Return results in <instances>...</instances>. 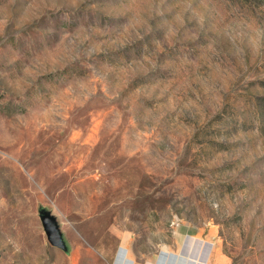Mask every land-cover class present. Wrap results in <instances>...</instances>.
<instances>
[{
    "label": "rangeland",
    "instance_id": "374dc122",
    "mask_svg": "<svg viewBox=\"0 0 264 264\" xmlns=\"http://www.w3.org/2000/svg\"><path fill=\"white\" fill-rule=\"evenodd\" d=\"M201 247L264 264V0H0V264Z\"/></svg>",
    "mask_w": 264,
    "mask_h": 264
},
{
    "label": "water",
    "instance_id": "95a60500",
    "mask_svg": "<svg viewBox=\"0 0 264 264\" xmlns=\"http://www.w3.org/2000/svg\"><path fill=\"white\" fill-rule=\"evenodd\" d=\"M41 226L45 233L46 239L53 247L62 249L64 247L60 233L58 232L55 222L46 214L40 216Z\"/></svg>",
    "mask_w": 264,
    "mask_h": 264
},
{
    "label": "bare ground",
    "instance_id": "6f19581e",
    "mask_svg": "<svg viewBox=\"0 0 264 264\" xmlns=\"http://www.w3.org/2000/svg\"><path fill=\"white\" fill-rule=\"evenodd\" d=\"M187 240H189V242H192L193 243V240L189 237ZM199 247V246H197ZM200 250V253L199 255H197L196 257H193V258H190V259H185L186 261H188L189 263L188 264H206V259H207V256H208V253L211 251V248H207L205 247L203 249V247L199 248ZM190 251V250H189ZM126 253L127 251L125 249H122L119 253V257L117 259V262L115 264H133V261L127 259L126 257ZM190 253V252H189ZM172 255H164V260L163 262L165 263L166 260ZM172 257H177V259L179 258L178 256H172ZM189 257V256H188ZM181 258V257H180ZM176 259V258H175ZM184 260V259H182ZM181 261V260H180ZM185 262V261H184ZM175 263V262H174ZM185 264H187L185 262Z\"/></svg>",
    "mask_w": 264,
    "mask_h": 264
},
{
    "label": "built area",
    "instance_id": "2783aa9c",
    "mask_svg": "<svg viewBox=\"0 0 264 264\" xmlns=\"http://www.w3.org/2000/svg\"><path fill=\"white\" fill-rule=\"evenodd\" d=\"M188 238H189V237H188ZM210 253H211V251L208 253V256H207V259H206V263H207L208 257L210 256Z\"/></svg>",
    "mask_w": 264,
    "mask_h": 264
}]
</instances>
